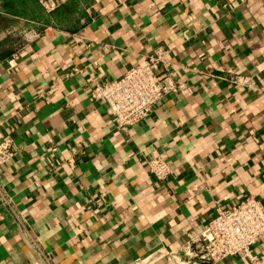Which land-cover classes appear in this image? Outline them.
<instances>
[{
  "label": "crops",
  "instance_id": "0c3cea01",
  "mask_svg": "<svg viewBox=\"0 0 264 264\" xmlns=\"http://www.w3.org/2000/svg\"><path fill=\"white\" fill-rule=\"evenodd\" d=\"M38 1L46 23L0 57V264H192L217 205L264 206V0ZM157 50L181 88L118 130L87 78ZM252 255L211 264H264V236Z\"/></svg>",
  "mask_w": 264,
  "mask_h": 264
},
{
  "label": "built area",
  "instance_id": "2783aa9c",
  "mask_svg": "<svg viewBox=\"0 0 264 264\" xmlns=\"http://www.w3.org/2000/svg\"><path fill=\"white\" fill-rule=\"evenodd\" d=\"M166 54L165 50L155 51L118 79L87 78L91 99L106 104L107 114L118 130H126L145 120L160 100L176 95L180 90L181 85L167 67ZM227 80L236 85L249 82L248 78L238 75L230 76ZM12 154L11 140L2 141L0 171ZM148 168L159 180L168 178L173 172L170 164L160 158L149 160ZM9 202L0 185V203L8 206ZM263 236L264 206L254 197L248 196L227 207L217 205L214 217L191 242L189 255L192 264H211L234 256L254 261L252 247ZM49 257L45 255L44 259L47 264H52Z\"/></svg>",
  "mask_w": 264,
  "mask_h": 264
},
{
  "label": "rangeland",
  "instance_id": "374dc122",
  "mask_svg": "<svg viewBox=\"0 0 264 264\" xmlns=\"http://www.w3.org/2000/svg\"><path fill=\"white\" fill-rule=\"evenodd\" d=\"M46 12L45 7L37 2ZM0 56L15 51L24 40V34L27 31V25L45 24V18L28 19L24 17L7 16L0 12Z\"/></svg>",
  "mask_w": 264,
  "mask_h": 264
},
{
  "label": "trees",
  "instance_id": "16d2710c",
  "mask_svg": "<svg viewBox=\"0 0 264 264\" xmlns=\"http://www.w3.org/2000/svg\"><path fill=\"white\" fill-rule=\"evenodd\" d=\"M37 2L38 0H0V12L7 16L28 19H36L44 16L45 21H47L49 14Z\"/></svg>",
  "mask_w": 264,
  "mask_h": 264
}]
</instances>
